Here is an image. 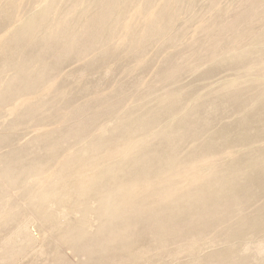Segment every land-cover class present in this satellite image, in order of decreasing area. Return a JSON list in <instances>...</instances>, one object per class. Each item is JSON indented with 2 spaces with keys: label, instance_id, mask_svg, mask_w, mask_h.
<instances>
[{
  "label": "rangeland",
  "instance_id": "374dc122",
  "mask_svg": "<svg viewBox=\"0 0 264 264\" xmlns=\"http://www.w3.org/2000/svg\"><path fill=\"white\" fill-rule=\"evenodd\" d=\"M0 264H264V0H0Z\"/></svg>",
  "mask_w": 264,
  "mask_h": 264
},
{
  "label": "bare ground",
  "instance_id": "6f19581e",
  "mask_svg": "<svg viewBox=\"0 0 264 264\" xmlns=\"http://www.w3.org/2000/svg\"><path fill=\"white\" fill-rule=\"evenodd\" d=\"M121 158H122V157H121ZM145 174H146V173H145ZM145 176H146V175H145ZM133 184H134V183H133ZM121 185H122V184H121ZM121 185H118L117 187H118L119 189H118V188L116 189V191L119 190V191H118V192H120L119 194H121V191H122L121 188L123 189V191H124V188H125V187L123 188ZM130 185H131V187H132V183H131ZM119 186H121V188H120ZM114 188H115V187H114ZM114 188H113V193L115 192V191H114ZM42 193H43V192H42ZM110 193H111V192H110ZM110 193H107V194L109 195V197H110V200H109V198H108V199L106 198V197H107V196H106L107 194H106V195H105V196H106V197H105V201H106V200H109V201H111V202L116 201V200H113V201H112L111 196H110ZM113 193H111V194H112V197H113ZM46 194H47V192H46ZM40 195H41V194H40ZM41 196H43V194H42ZM41 196H40V197H41ZM44 196H45V195H44ZM44 196H43V198H44ZM46 196H47V195H46ZM114 196L116 197L117 195H114ZM37 197H39V194L37 195ZM115 197H113V199H114ZM45 198H46V197H45ZM111 202H109V203H111ZM106 203H107V202H106ZM111 204H112V203H111ZM115 204H116V203H115ZM119 204H121V203H119ZM105 205H106V204H105ZM122 205H124V203H122ZM113 206H114V208H113ZM113 206H111V207H112L113 209H115V205H113ZM126 206H129V205H126ZM130 206H131V205H130ZM130 206H129V207H130ZM117 207H118V203H117L116 208H117ZM123 207H124V206H123ZM106 209H107V208H106ZM113 209H110V210L108 209V210L111 211V210H113ZM125 209H126V207H124L123 210H125ZM109 221H110V220H109ZM88 233H89V232H88ZM88 233H86V234H88ZM91 234H92V233H91ZM89 235H90V234H89ZM87 236H88V235H87ZM90 237H91V236H90ZM77 238H78V237H77ZM86 238H87V237H86ZM88 238H89V237H88ZM104 249H105V247L102 249V251H104ZM88 251H89V250H88ZM86 252H87V251H86ZM86 252H85V253H86ZM88 255H89V254H88ZM90 255H92V254H90Z\"/></svg>",
  "mask_w": 264,
  "mask_h": 264
}]
</instances>
